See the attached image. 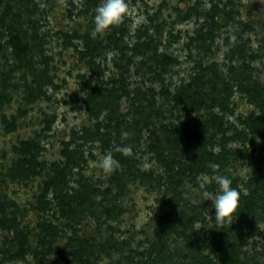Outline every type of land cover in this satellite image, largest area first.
<instances>
[{
    "label": "rangeland",
    "instance_id": "374dc122",
    "mask_svg": "<svg viewBox=\"0 0 264 264\" xmlns=\"http://www.w3.org/2000/svg\"><path fill=\"white\" fill-rule=\"evenodd\" d=\"M127 2L0 0V264H264V0Z\"/></svg>",
    "mask_w": 264,
    "mask_h": 264
},
{
    "label": "clouds",
    "instance_id": "9594fccd",
    "mask_svg": "<svg viewBox=\"0 0 264 264\" xmlns=\"http://www.w3.org/2000/svg\"><path fill=\"white\" fill-rule=\"evenodd\" d=\"M128 13L129 3L127 0H102V3L95 9L93 35L106 34L111 28L120 25ZM121 135L122 138H127L130 133L122 132ZM257 142H259V138H257ZM114 150L125 156L131 155L132 152L130 146H117ZM96 166L106 175L112 174L121 167L111 151L107 152ZM210 167L217 170L219 165L211 164ZM214 179L219 185V193L213 195L206 191L203 193V197L205 200L212 201L215 208V221L218 227L222 228L225 224H233L232 216L239 207L241 194L236 188L231 187V179L225 176H215Z\"/></svg>",
    "mask_w": 264,
    "mask_h": 264
},
{
    "label": "trees",
    "instance_id": "16d2710c",
    "mask_svg": "<svg viewBox=\"0 0 264 264\" xmlns=\"http://www.w3.org/2000/svg\"><path fill=\"white\" fill-rule=\"evenodd\" d=\"M213 157V156H212ZM211 157V158H212ZM117 161H119V159H117L116 157H114ZM119 163H120V165H121V162L119 161ZM117 172L118 173H125V169H124V167L121 165V167L119 168V169H117Z\"/></svg>",
    "mask_w": 264,
    "mask_h": 264
}]
</instances>
